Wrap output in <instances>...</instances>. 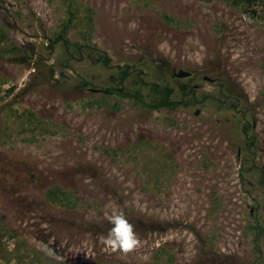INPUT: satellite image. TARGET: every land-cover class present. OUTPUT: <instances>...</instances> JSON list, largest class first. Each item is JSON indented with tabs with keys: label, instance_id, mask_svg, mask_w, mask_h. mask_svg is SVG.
<instances>
[{
	"label": "rangeland",
	"instance_id": "374dc122",
	"mask_svg": "<svg viewBox=\"0 0 264 264\" xmlns=\"http://www.w3.org/2000/svg\"><path fill=\"white\" fill-rule=\"evenodd\" d=\"M68 1L0 0V264H264V0L255 16L221 0H75L91 19L67 37L107 67L50 50ZM126 66L212 98L151 112L106 95ZM221 88L241 96L253 149ZM25 107L36 122L15 120ZM55 187L77 207L50 202ZM120 212L140 241L127 254L100 243Z\"/></svg>",
	"mask_w": 264,
	"mask_h": 264
},
{
	"label": "trees",
	"instance_id": "16d2710c",
	"mask_svg": "<svg viewBox=\"0 0 264 264\" xmlns=\"http://www.w3.org/2000/svg\"><path fill=\"white\" fill-rule=\"evenodd\" d=\"M205 3H211L217 0H201ZM225 2H230L235 8H241L243 11L248 12L251 16H255L257 14L256 10L252 9V6L256 5L261 0H221ZM69 5L66 4V12L67 16L63 22L62 28L60 32L54 34V39L50 41L49 48L50 50H54L56 46H61L64 49L65 55L67 58V64L69 62L76 60V55H79L82 58L83 55H89L92 57L95 62L102 63L103 66L107 67L110 63L109 58L105 54V52L101 51L97 48L94 44L89 43H78L72 42L68 37V31L73 27V25H77V23H81L83 19L90 20L91 19V11L86 9L85 7L82 8V5L78 4L75 0H69ZM73 7V8H72ZM81 11V12H80ZM82 14V16H81ZM167 22H172V20L166 17ZM1 32V31H0ZM89 57V58H90ZM88 58V59H89ZM78 61H82L79 59ZM132 74H136L135 80V87L134 88H126L125 83L130 78ZM139 70L136 68H132L129 66L120 67L118 76L116 78V86L112 88H105L104 93L108 96H119L122 99L131 100L133 103L138 105L143 109H147L151 112L161 111V110H176L177 108H189L192 106H196L197 104L205 107L204 103L208 102L212 98V96L204 95L200 99V101H195V91L192 87L187 86H180L178 90L171 87L168 82H150L145 83L144 80L141 78L142 75ZM142 79V80H141ZM141 80L140 82H138ZM225 83V81H224ZM83 87H90V88H97L96 85L87 81L85 79L82 80ZM223 87V86H222ZM217 93V92H215ZM216 101V106L220 110H228L232 113L239 114V118L243 120V134L245 135L246 143L248 144L249 148H252L256 145L255 139L251 136L250 131L252 130V124L247 119V114L242 108L243 100L241 96L234 95L231 96L227 92L223 91L221 88V93H219V97L214 99ZM26 112L24 110L23 116H17L15 114V120L19 122V119L24 117L26 120L25 122H36V118L32 112L27 110L25 107ZM21 115V114H20ZM245 162L251 163L249 167H246V172H256L258 170V165L255 163L253 157L250 159L246 157ZM243 174L241 173V176ZM47 199L50 202L55 204H59L62 207H67L69 209L77 207V199L71 193L67 192L62 188L55 187L54 189H50L47 191L46 194ZM258 223V221H256ZM251 229V228H250ZM257 233L261 234L262 229L259 226L253 227ZM0 239L3 237L4 229L0 226Z\"/></svg>",
	"mask_w": 264,
	"mask_h": 264
},
{
	"label": "clouds",
	"instance_id": "9594fccd",
	"mask_svg": "<svg viewBox=\"0 0 264 264\" xmlns=\"http://www.w3.org/2000/svg\"><path fill=\"white\" fill-rule=\"evenodd\" d=\"M108 219L113 227L106 237L100 238L105 250L127 254L139 246L140 241L134 231V225L126 219L123 212L113 214Z\"/></svg>",
	"mask_w": 264,
	"mask_h": 264
},
{
	"label": "water",
	"instance_id": "95a60500",
	"mask_svg": "<svg viewBox=\"0 0 264 264\" xmlns=\"http://www.w3.org/2000/svg\"><path fill=\"white\" fill-rule=\"evenodd\" d=\"M174 76L176 78H187V77H190L191 76V73L190 72H186V71H183V70H179L178 72H176L174 74ZM199 114V110L196 111L195 115L197 116Z\"/></svg>",
	"mask_w": 264,
	"mask_h": 264
},
{
	"label": "flooded vegetation",
	"instance_id": "af4514ba",
	"mask_svg": "<svg viewBox=\"0 0 264 264\" xmlns=\"http://www.w3.org/2000/svg\"><path fill=\"white\" fill-rule=\"evenodd\" d=\"M206 78V77H205ZM205 80L209 81V82H214L215 80H211L209 78H206Z\"/></svg>",
	"mask_w": 264,
	"mask_h": 264
}]
</instances>
